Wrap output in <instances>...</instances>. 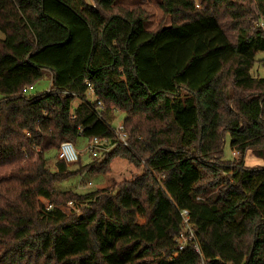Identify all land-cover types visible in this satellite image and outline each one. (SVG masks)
<instances>
[{"label": "trees", "instance_id": "16d2710c", "mask_svg": "<svg viewBox=\"0 0 264 264\" xmlns=\"http://www.w3.org/2000/svg\"><path fill=\"white\" fill-rule=\"evenodd\" d=\"M115 1L0 0V264H264L257 17L232 0H158L170 24L147 30L143 9ZM46 74V91L24 94ZM114 112L129 148L76 170L80 158L57 159L62 142L113 137ZM226 136L237 159L224 158ZM247 152L263 165L244 167ZM117 158L141 174L87 194L55 190ZM68 202L83 213L55 207ZM182 210L201 257L173 242Z\"/></svg>", "mask_w": 264, "mask_h": 264}, {"label": "rangeland", "instance_id": "374dc122", "mask_svg": "<svg viewBox=\"0 0 264 264\" xmlns=\"http://www.w3.org/2000/svg\"><path fill=\"white\" fill-rule=\"evenodd\" d=\"M86 4H90L91 0H84ZM158 0H116L115 4L117 7L122 8H141L147 14V21L144 24V28L147 30H156L157 28L166 27L170 24V18L163 16V14L158 10L156 3ZM232 2L241 5L242 7L247 8L254 17H257V20L253 22L254 27L259 28L257 23L262 20L264 24V16L262 11H264V2L261 4V9H259L257 2L254 0H232ZM262 32H264V28H259ZM2 34L0 33V39H2ZM256 63L253 66L251 71V75L255 78L264 79V53H258L255 57ZM50 86V79L48 74L44 76V78L35 84L33 94H41L46 91ZM1 97V96H0ZM79 101L75 100L72 109L78 106ZM115 119L112 122V128H115L119 123H122L124 115L122 113L114 112ZM229 137L225 138V146L223 150V155L225 159H237L238 155H232V151L229 148ZM86 145V140L84 138L79 137L76 144V149L79 152H83ZM48 157H51L52 161L54 160V153L50 152ZM79 164H75L73 166V170H76L80 166L83 167L87 163L91 161L88 154L85 152L80 154ZM100 163L99 161H95ZM244 167L247 168H259L263 164L261 161L255 159L250 152L245 154L243 160ZM142 171V166L139 168L134 167L132 164L128 163L126 160L117 158L111 162L109 165V171L106 174L96 175L92 178H89L86 173L80 175H74L69 177L68 179L55 184V190L58 192H66L70 191L75 194H87L99 189L103 188H112L114 185L118 183L129 180L133 176L140 175ZM88 183L90 185H88ZM83 185H85L83 187ZM44 205L46 202L41 201ZM55 207L64 213L67 217L79 216L83 213V206L80 204H72L69 206L67 203L55 205Z\"/></svg>", "mask_w": 264, "mask_h": 264}, {"label": "built area", "instance_id": "2783aa9c", "mask_svg": "<svg viewBox=\"0 0 264 264\" xmlns=\"http://www.w3.org/2000/svg\"><path fill=\"white\" fill-rule=\"evenodd\" d=\"M259 28H264V24L262 20L257 23ZM87 91L86 96L87 100L92 104L95 102L94 111L99 115V111L102 110V106L100 102H97L94 99L93 91L90 84L85 83ZM34 90L33 87L26 88L23 92L26 95H31L32 91ZM114 121V120H113ZM112 128V123L110 124ZM81 133V131H79ZM113 137L111 138H97L92 137L86 141L85 148L83 152L88 154L91 160L99 161L101 160L106 154L110 153L111 151L118 149V148H129L128 144V137L124 132L123 124L119 123L115 128H112ZM83 152H79L76 149V146L73 145L71 142H62L56 151L57 159L59 161L64 162L66 165L75 164L80 154ZM237 153L233 152L232 155L236 156ZM88 185H90L88 183ZM85 185H83L84 187ZM69 206L72 205L71 202L67 203ZM45 209L51 210L52 206L46 204ZM179 218L181 222V229L182 231L173 239V242L176 244V248L178 251L184 250L185 246L188 243L193 245V249L196 255L201 257V252L199 246L196 242L193 224L190 221L189 213L186 210H182L179 212ZM202 264V263H201Z\"/></svg>", "mask_w": 264, "mask_h": 264}]
</instances>
